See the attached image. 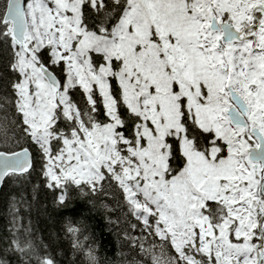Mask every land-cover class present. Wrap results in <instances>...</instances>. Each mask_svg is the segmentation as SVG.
<instances>
[{"label":"rangeland","instance_id":"rangeland-1","mask_svg":"<svg viewBox=\"0 0 264 264\" xmlns=\"http://www.w3.org/2000/svg\"><path fill=\"white\" fill-rule=\"evenodd\" d=\"M86 1L101 2L29 0L25 5L28 47L18 53V107L44 155L49 182L93 183L104 172L111 174L137 217L161 241L154 250L156 264H256L263 171L249 160L248 148L257 145L252 126L264 135V0H126L108 37L82 25ZM212 18L235 27L259 19L256 49L249 42L225 44L221 33L210 29ZM44 47L50 48L51 65L63 64L57 98L39 69L36 53ZM93 53L102 54L104 62L93 60ZM113 58L120 60L117 68ZM113 75L126 105L143 119L132 141L115 131L120 121L110 92ZM75 86L89 102L91 91L97 90L106 123L79 116L67 95ZM229 88L248 107L244 129L228 120L233 105ZM181 102L203 130L225 143L223 156L215 147L203 155L183 136ZM56 108L75 120L77 129L62 136L53 152L50 128ZM170 132L181 137L186 163L176 176L166 178L164 138ZM208 200L228 212L216 228L202 212Z\"/></svg>","mask_w":264,"mask_h":264},{"label":"trees","instance_id":"trees-1","mask_svg":"<svg viewBox=\"0 0 264 264\" xmlns=\"http://www.w3.org/2000/svg\"><path fill=\"white\" fill-rule=\"evenodd\" d=\"M28 1V0H27ZM8 0H0V151L30 149L33 165L24 174H10L0 190V264H156L154 250L161 242L153 229L137 217L134 207L116 179L104 172L93 183L65 181L50 183L45 172L44 155L28 132L18 107L17 84L21 74L16 67L18 49L12 43L8 25L3 23ZM127 7L126 0H101L97 5H82V25L90 31L110 36ZM42 64L50 67L63 81V64H50V48L37 52ZM102 54H92V59ZM117 68L120 60L112 59ZM110 92L120 124L117 134L132 141L142 117L126 105L116 75L109 77ZM70 103L79 116L103 124L108 121L102 97L93 88L91 102L80 87L68 90ZM180 123L183 135L192 147L207 155L212 147L218 156L225 153V143L213 131L203 130L194 115L181 102ZM77 129L75 120L66 118L56 108L50 131L52 151H57L61 137ZM181 137L170 132L164 138L168 148L165 177L183 170L186 160L181 152ZM202 212L212 228L227 220L226 207L208 200ZM233 227L229 229L231 233ZM166 247L171 249L169 241Z\"/></svg>","mask_w":264,"mask_h":264},{"label":"water","instance_id":"water-1","mask_svg":"<svg viewBox=\"0 0 264 264\" xmlns=\"http://www.w3.org/2000/svg\"><path fill=\"white\" fill-rule=\"evenodd\" d=\"M24 4L25 0H9L4 16V23H11L12 38L17 47H23L26 40L27 23L24 14ZM210 28L213 31L222 30L223 40L227 43L241 42L253 37V35L242 36V33L246 29L238 31L230 22H224L218 25L215 18H212ZM40 70L43 72L48 84L55 90V95L57 96L61 88V81L50 69L41 66ZM230 95L234 106L228 109V118L234 127H245V117L248 115V108L243 99L235 91L230 90ZM252 135L258 140V145L249 148L248 157L251 162L255 163V166L261 164L264 170V136L256 127L252 128ZM32 165L33 157L28 148H22L14 152L0 151V190L8 175L27 173L32 168ZM260 192L264 196V179L260 184ZM263 220L264 213L260 214L257 225L259 236L254 245L257 255L256 264H264Z\"/></svg>","mask_w":264,"mask_h":264},{"label":"flooded vegetation","instance_id":"flooded-vegetation-1","mask_svg":"<svg viewBox=\"0 0 264 264\" xmlns=\"http://www.w3.org/2000/svg\"><path fill=\"white\" fill-rule=\"evenodd\" d=\"M259 25H260V20L259 19H255V20L252 21L251 24H249V25H247V24L241 25V26L237 27V29L241 30V29H244V28H249V29L246 30L245 34L246 35H252V34H256V30H257V27ZM256 40H257V34H256V38H253V39L251 38L250 40H247L245 42H249L250 43V47L252 49H256V46H255ZM252 127H254V126H252ZM263 175H264V172H263ZM263 206H264V203H263Z\"/></svg>","mask_w":264,"mask_h":264}]
</instances>
